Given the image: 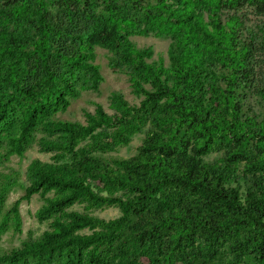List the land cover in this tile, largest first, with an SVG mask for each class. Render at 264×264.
<instances>
[{"label": "trees", "instance_id": "1", "mask_svg": "<svg viewBox=\"0 0 264 264\" xmlns=\"http://www.w3.org/2000/svg\"><path fill=\"white\" fill-rule=\"evenodd\" d=\"M188 1L189 12L179 23L190 29L172 45L179 52H169L165 79L161 65L146 61L149 50L120 35L117 20L94 30L82 52L64 58L60 72L51 65L56 55L50 52L51 27L43 15L31 52L9 41L0 46V152L5 146L22 157L39 132L38 152L50 155V163L34 159L28 165L24 195L1 218L0 236L9 228L21 231L19 205L35 195L42 199L37 221L56 217L39 239L0 255V264H245L247 257L264 264L263 124L242 116L236 100L241 81L254 73L241 58L249 49L233 40L237 23L223 31L212 18L208 28ZM209 2L194 4L215 15ZM196 34L203 43L190 45ZM94 46L113 51V64L127 67L138 105L112 94V115L95 104L93 113L84 112L83 124L53 121L76 97L77 83L97 90L101 76L88 62ZM201 46L228 71L225 88L215 72L206 73L204 62L189 57ZM31 59L40 77L24 83ZM144 129L129 158L106 161L78 148L89 141L91 152H111L128 146ZM210 154H221L219 162L206 163ZM240 181L246 182L243 193ZM76 204L83 205L82 213L69 210ZM104 207L117 208L119 217L91 214Z\"/></svg>", "mask_w": 264, "mask_h": 264}, {"label": "rangeland", "instance_id": "2", "mask_svg": "<svg viewBox=\"0 0 264 264\" xmlns=\"http://www.w3.org/2000/svg\"><path fill=\"white\" fill-rule=\"evenodd\" d=\"M208 1L210 9H216L215 15L209 14L201 4H194L200 0L188 2L192 4V13H200L202 24L208 28L212 18L218 20L223 31L224 28L230 30L229 23H237L233 40L239 42L242 47H248L249 51L241 58L245 57L248 64L246 70H254V73L241 81L236 89V100L241 106V115L253 118L257 124L262 123L259 128L264 132V0ZM184 2L186 0L177 5L176 0H0V46L9 41L17 46V50L31 52L33 43L38 38L40 15H43L51 27L50 52L56 55L51 65L55 71L60 72L65 68L64 58L82 52L83 42L94 30L109 27L113 20H117L120 35L126 37L137 49L149 50L152 57L146 61L156 67L161 65L162 78L165 79L166 71L170 68L169 52H179L177 45H172L176 43L179 34L184 33V30L187 34L190 29H184V25L179 23L183 20L184 13L189 12ZM176 7L180 12L175 10ZM189 22L191 23L190 20ZM159 28L162 29V34L158 33ZM193 31L196 32L194 29ZM198 35L200 34H196V40L192 36L190 45L203 43ZM91 53L93 58L88 62L98 67L101 76L97 90L87 89L77 83L76 97L69 98L67 109L54 114L51 117L53 121L83 124L84 112L93 113L95 104L101 105L107 114L112 115L114 111L109 102L112 94H119L130 105H138L140 98L133 93L129 70L125 66L113 64L115 53L100 46H94ZM213 56L210 49L207 50L203 46L197 48L196 53H189V57L206 64L207 74L208 71L215 72L217 84L225 88L228 71L214 64ZM25 69L27 79L24 83L39 79L40 71L35 60H29ZM259 128L251 129L253 132H259ZM146 131L147 129H144L141 134L132 137L128 146L118 147L111 152H91L87 147L89 141L81 143L78 148L83 154L91 153L106 161L129 158L136 154ZM40 137L39 132L34 134V142L22 157L7 152L5 146L0 152V188L4 186L2 194L0 190L3 197L0 204V220L14 202L24 195L27 186L26 171L30 162L38 159L50 163L49 154L38 152L37 140ZM249 144L251 146L254 143ZM220 158L221 154H210L204 161L218 163ZM245 183L239 182L242 193ZM230 185L235 186L234 183ZM41 204L42 199L38 195L28 202L20 203L18 211L21 231L14 232L9 228L0 236V255L19 248L25 241L39 239L42 233L49 229L50 223L56 217L38 222L35 213ZM69 210L82 213L84 207L76 204ZM91 214L104 220L115 219L120 215L115 207L93 210ZM244 263L255 264L252 257H247Z\"/></svg>", "mask_w": 264, "mask_h": 264}]
</instances>
